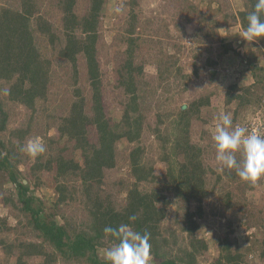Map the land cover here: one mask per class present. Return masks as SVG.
Wrapping results in <instances>:
<instances>
[{
  "label": "trees",
  "instance_id": "1",
  "mask_svg": "<svg viewBox=\"0 0 264 264\" xmlns=\"http://www.w3.org/2000/svg\"><path fill=\"white\" fill-rule=\"evenodd\" d=\"M105 1L90 0V12L84 16L76 13L78 0H47L44 3L42 0H20L19 4L0 5V176L6 177L16 191L15 195L11 192L10 196L5 197L6 201L24 212L36 237L40 239L38 242L21 244V256L43 257L39 264H106L100 249L106 246L103 239L111 242V238L105 236L103 229L106 226L115 228L120 224H132L137 231L151 233L150 264H200L198 256L209 249V243L197 237L196 233L201 226L199 219L205 213L203 203L215 191L207 187V167L200 159L201 148L191 142L189 124L191 118L200 113V108L210 103L209 97L192 101L185 110L180 108V119H174V122H178L176 131L174 129L167 137L161 136L159 125L163 122L159 120L158 126L152 132L161 140L164 151L167 149L164 153L161 148L160 157L144 160L142 147L133 148L129 163L134 182L126 189L125 204L120 207L121 204L116 203L114 195L124 192H113L111 185H119L121 180L110 183L106 174L117 165L116 145L119 139L126 138L130 142L141 139L144 122H147L141 103H145L147 94L141 95L142 90L136 82L144 72L143 64L137 65L128 60L123 69L125 73L121 74L119 80L129 96L124 112L118 120L105 112L101 88L102 72L97 50L98 17ZM254 3L255 0H245L243 9L237 14L226 13L225 17L232 16L244 29V17L252 10ZM221 7L220 5L219 9ZM52 8L62 14L60 28H56L47 18L46 13H50ZM206 19L203 18L202 23ZM218 28V25L212 26L204 37L212 36ZM134 30L135 26L130 33ZM80 31L85 36L79 35ZM40 37L45 38L49 47L57 51L60 58L72 63L74 71L77 68L78 55L84 56L93 93L91 110H86L83 102L74 101L67 116H62L60 122L55 121V134L52 135L47 134L52 127L49 119L56 118L54 115L46 117L44 126L32 120L26 122L25 127L10 130L11 109L6 107V101L17 102L30 108L34 115L39 110V101L46 102L49 97L53 78L52 62L43 52ZM133 41L131 39V43ZM218 41L223 49L222 53L232 49L231 44L223 39ZM259 42L264 47V38ZM168 64L161 62V79H166L171 73L173 66ZM210 73L212 80H218V69L211 70ZM185 77L189 76L184 75ZM255 77L256 81L250 86H230L224 105L228 106L236 101V111L256 106L260 99L254 88L259 86L264 90V77L257 74ZM142 85L147 84L143 82ZM239 89L242 92L238 93ZM4 95L7 100H4ZM92 127L95 129L97 141L94 136H90ZM147 127L150 128L151 125L148 124ZM38 128H43L44 132H37ZM5 133H10V137L6 138ZM38 136L48 138L51 149L60 153L55 157L47 155L48 158L43 153L36 157L31 171H19V164L25 161L21 156V147L27 140ZM68 142L72 143L74 152L81 151L83 163L74 158L68 159L62 154ZM53 162L57 166L58 178L63 181L58 183L59 197L54 206L63 202L79 204L81 207L77 209H82L86 216L77 225L70 222L63 224L54 217L50 218V214L45 211L46 199L34 194V189L41 184L38 172L50 170ZM158 163L168 164L167 170L159 172ZM225 172L233 180L238 176L235 170ZM165 175L167 182L163 183L161 181ZM70 180L74 181L73 186H68L67 181ZM142 184L151 187L142 188ZM229 197L225 204L231 202ZM173 198L177 200V210L182 214L176 220L182 222V231L189 237V244L179 249H174V244L172 246L169 238L161 235L159 230ZM133 215L137 219L134 222L129 221V217ZM46 246H50L51 251ZM244 248L243 252L237 238L227 235L221 242L220 254L215 264H242L245 252L248 251L257 254L264 264V235L255 239L251 247ZM175 250L178 252L174 253Z\"/></svg>",
  "mask_w": 264,
  "mask_h": 264
},
{
  "label": "rangeland",
  "instance_id": "2",
  "mask_svg": "<svg viewBox=\"0 0 264 264\" xmlns=\"http://www.w3.org/2000/svg\"><path fill=\"white\" fill-rule=\"evenodd\" d=\"M19 2L20 0H0V5ZM44 2L47 0H42V3ZM90 4V0H78L76 13L79 16L88 14ZM220 5L222 7L219 9ZM244 7L245 0H106L98 17L97 50L102 72L101 88L105 112L117 120L124 112L129 96L119 80L121 74L125 73L123 69L128 60L137 65L143 64L144 72L139 75L136 82L142 90L141 95L147 94L144 98L145 103H141L147 121L144 122L145 128L141 139L137 142H130L126 138L119 139L116 145L117 165L106 174L110 183L121 180L119 185H111L113 192H124L114 195L116 203L121 204L120 207L125 204L126 189L134 182L129 163V155L133 148L142 147L144 160L160 157L161 148L164 153L167 149L164 151L165 147H161V140L152 132L158 126L159 120L163 122L159 125L161 136L167 137L174 129L176 131L178 122H174V119H180V108L185 110L192 101H201L209 97L210 103L202 106L200 113L193 116L189 124L191 142L201 148L200 159L207 167V187L215 191L203 203L205 213L204 217L199 219L201 226L196 233L197 237L209 243V249L198 256L200 264H215L220 254L221 242L227 235L237 238L243 252L244 247H251L255 239L264 235V179L251 184L242 181L239 176L231 179L226 170L219 171L212 139L218 122L217 116L221 112L232 114L234 126L246 125L251 131L264 135L262 87L254 88L260 99L256 106L236 111V101L231 105H224L225 95L230 86L233 84L250 86L256 81L255 74L264 77L263 44L259 41L249 42L239 36L244 30L241 24L232 16L225 17L226 13L237 14ZM46 14L56 28L61 27L60 12L52 8L50 13ZM205 17L207 19L202 23ZM216 24L219 27L217 32L214 31L210 37H204L212 26H217ZM134 26L135 30L130 33ZM78 34L85 36L81 31ZM131 39H134L133 43ZM219 39L231 44L232 49L222 53ZM39 41L43 46V52L52 62L53 78L49 97L46 102L39 101V110L34 115L25 105L6 101V107L11 109L9 129L25 127V123L32 120L44 126L47 122L46 117L54 115L56 118L49 119L52 127L47 134L52 135L55 134V121L60 122L62 116H67L74 101L83 102L86 110H91L93 93L82 54L77 57V68L74 71L73 64L60 58L57 51L49 47L45 38L40 37ZM161 62L173 66L166 79L159 77ZM211 62L213 65H210ZM257 67L262 69L257 70ZM215 69L220 73L218 80L211 79L210 71ZM184 75L189 77L184 78ZM143 82L147 85L143 86ZM237 92L240 93L242 90L239 89ZM183 105L186 107L183 108ZM148 124L151 125L150 128L147 127ZM36 131L44 132V129L38 128ZM4 136L9 138L10 133H5ZM90 136L91 138L94 136V140L97 141L93 127ZM38 138L46 147V158L47 155L55 157L60 153L51 149L48 138L43 139L41 136ZM66 145L67 148L62 154L68 159L74 158L77 162L83 163L81 151L74 152L70 142ZM20 152L25 161L19 164L18 170L31 171V165L36 158L33 159L21 150ZM167 167L168 164L158 163L157 170L166 171ZM38 176L41 184L34 189V194L46 199L45 211L50 214V218L54 217L63 224L68 222L79 224L86 216L82 209H77L81 207L79 204L63 202L54 206L59 197L57 186L62 181L57 176L56 163H52L50 170L39 171ZM1 181L0 264H39L43 257L21 256V244L29 241L38 242L40 239L36 237L24 212L5 199L11 192L15 195L13 184L6 177L0 176ZM35 182L36 179L33 180L32 186ZM161 182H167L166 175ZM67 184L70 186L74 181H67ZM148 186L151 187L148 184L141 185L142 188ZM103 188L104 185L101 189ZM227 197L231 200L227 203L229 206L225 204ZM181 216L177 210V200L173 198L159 230L161 235L169 238L172 246L174 244V249L189 244L188 235L182 231V222L176 220ZM103 240L106 246L101 247V256L103 249L109 247L111 243L107 239ZM46 249L51 251L50 246H46ZM245 254L242 264H262L257 254L251 251Z\"/></svg>",
  "mask_w": 264,
  "mask_h": 264
},
{
  "label": "clouds",
  "instance_id": "3",
  "mask_svg": "<svg viewBox=\"0 0 264 264\" xmlns=\"http://www.w3.org/2000/svg\"><path fill=\"white\" fill-rule=\"evenodd\" d=\"M246 26L239 36L249 42L264 38V0H255L245 17ZM212 136L219 171L235 170L242 181L255 184L264 179V135L251 131L246 125H235L232 114L221 112L217 116ZM21 151L35 159L45 153L46 147L39 138L29 140ZM136 216H130L134 222ZM105 236L111 238L109 247L103 249L106 264H150L151 233L135 230L132 224L106 226Z\"/></svg>",
  "mask_w": 264,
  "mask_h": 264
},
{
  "label": "water",
  "instance_id": "4",
  "mask_svg": "<svg viewBox=\"0 0 264 264\" xmlns=\"http://www.w3.org/2000/svg\"><path fill=\"white\" fill-rule=\"evenodd\" d=\"M182 107H183V108H185V107H186V105H183Z\"/></svg>",
  "mask_w": 264,
  "mask_h": 264
}]
</instances>
